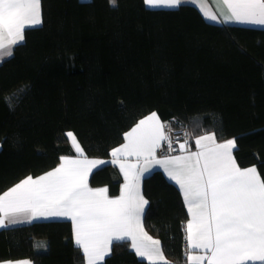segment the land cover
I'll use <instances>...</instances> for the list:
<instances>
[{
	"label": "trees",
	"instance_id": "16d2710c",
	"mask_svg": "<svg viewBox=\"0 0 264 264\" xmlns=\"http://www.w3.org/2000/svg\"><path fill=\"white\" fill-rule=\"evenodd\" d=\"M42 21L0 63V194L76 155L66 132L86 156L109 158L153 112L193 138H235L239 165L264 180V28L210 21L194 4L153 9L144 0H42ZM124 181L111 163L90 176L111 197ZM143 192L146 230L169 264H188L180 188L155 170ZM130 243L112 246L101 264H149ZM19 259L86 264L70 220L1 228L0 261Z\"/></svg>",
	"mask_w": 264,
	"mask_h": 264
},
{
	"label": "snow or ice",
	"instance_id": "6c2138e0",
	"mask_svg": "<svg viewBox=\"0 0 264 264\" xmlns=\"http://www.w3.org/2000/svg\"><path fill=\"white\" fill-rule=\"evenodd\" d=\"M144 2L176 7L182 0ZM110 3L115 6V0ZM41 4L42 0H0V61L12 57L13 46L25 41L27 30L42 24ZM224 4L230 10L225 20L264 26V0H224ZM210 19L216 20V16ZM163 128L155 112L140 120L124 133L127 142L112 149L115 159L111 163H120L121 156L151 158L179 185L192 215L187 223L190 249L204 250V255L189 252L188 264L205 260L208 264H264V180L255 167L242 170L237 166L232 156L235 139L217 144L214 134L203 135L195 141L199 151L156 159L160 142L169 141ZM65 136L82 154L74 133L68 131ZM179 147L183 151L185 144ZM60 160L53 170L36 178L28 176L0 194V227L7 226L6 218L18 215L29 219L67 217L74 226L75 245L82 249L87 264L103 261L112 246L128 240L135 254L149 264H169L160 241L147 236L140 222L147 201L140 192L139 175L146 168L137 172L135 165L120 163L126 183L121 194L110 199L106 187L92 189L87 184L91 168L108 162L66 156Z\"/></svg>",
	"mask_w": 264,
	"mask_h": 264
},
{
	"label": "crops",
	"instance_id": "0c3cea01",
	"mask_svg": "<svg viewBox=\"0 0 264 264\" xmlns=\"http://www.w3.org/2000/svg\"><path fill=\"white\" fill-rule=\"evenodd\" d=\"M183 4H194L196 6H198L201 11L204 13V15L206 16V18L210 21H213V22H217V23H220V24H223V25H238V26H248V27H258V28H264V26H260V25H250V24H244V23H241V22H237V21H228V20H225V16L227 15H230V10L226 7V5L224 4V0H182V3L180 5H183ZM179 5V6H180ZM149 8H153V9H159V8H176V7H179V6H176V7H167V6H163V5H160V6H150V5H147ZM41 13H42V4H41ZM207 15H206V14ZM212 15H215L216 16V20H212L210 19V17ZM13 49H14V46H13ZM8 57H6L5 59H7ZM4 59V60H5ZM3 60V61H4ZM3 61H0V63H2ZM157 114V113H156ZM150 115V114H149ZM148 115V116H149ZM146 116V117H148ZM157 117L159 118V121L164 125V121L159 117V115L157 114ZM145 118V117H144ZM142 118V119H144ZM141 119V120H142ZM139 123V122H138ZM136 126V125H135ZM134 126V127H135ZM163 131L164 133L166 134V129H165V126L163 128ZM129 132V131H128ZM214 134L215 135V143L219 144V143H223L227 140H230V139H235V138H228V139H225V140H219L216 133L211 131V132H205L203 134H200L199 136L193 138V147L192 149L190 150H186L184 149L183 151H181L180 153L178 154H167V155H159L158 154V150L159 148L162 146L163 142L164 141H161L160 142V147L156 148L155 150V158L156 159H164L166 157H169V156H180V155H188L189 153L191 152H197L199 151V148L197 147L195 141L196 139H198L200 136H203V135H212ZM167 135V134H166ZM77 143L80 145V147L82 148L81 144L79 143L78 140H76ZM72 142V141H71ZM127 141L124 140V143H126ZM73 144V143H72ZM121 144V145H122ZM74 146V145H73ZM119 147V146H118ZM237 147V141L235 139V147L233 148L232 150V156L233 158L235 159L236 161V164L239 168H241L242 170L243 169H246V168H250V167H255V166H250V167H246V168H242L237 159H236V156H235V149ZM117 148V147H116ZM74 149H75V146H74ZM83 149V148H82ZM76 151V150H75ZM77 153V152H76ZM66 157H70V158H73V159H81V160H84V159H88V160H92V159H97V160H103V161H106L108 163H105L103 165H98L96 167H92L91 168V171H89L88 175H87V184H88V187L89 188H92L90 186V176L92 174V172L94 170H96L97 168L99 167H102L106 164H109L111 163V161H113L115 158L111 155L109 158H96V157H88L85 155L84 153V150H83V153L82 154H79L77 153L76 155H69V156H66ZM61 163V162H60ZM59 163V164H60ZM120 163H124L126 165H135L136 168L134 169V171H137L141 168H146L147 171L143 172L142 174L139 175V188H140V192L141 194L143 195V198L145 201H147V204L144 205V210L143 212L141 213V217H140V222H141V226H142V229H143V232L147 234V236L151 237L153 240H158L160 241L158 238H155L153 237L152 235H150L148 233V231L146 230L145 226H144V215H145V211L147 209V206H148V200L147 198L145 197L144 195V192H143V182H144V178L146 176H148L150 173H152L153 171L155 170H161L164 172V174L166 175V177L172 181L174 184H176L178 187L179 185L174 181L172 180L168 175L167 173L164 171V166L162 165H157V164H154L151 162V158H148V160L146 161L145 157L144 156H140V157H136V156H121L120 157ZM120 163H111L115 166H117L119 168V170L121 171V168H120ZM57 167V166H56ZM55 167V168H56ZM256 168V167H255ZM54 169V168H53ZM51 169V170H53ZM50 170V171H51ZM258 174L260 175L261 179L263 180L259 170L256 168ZM49 172V171H48ZM123 176H124V172L121 171ZM46 173V172H45ZM44 174V173H43ZM41 174V175H43ZM40 176V175H38ZM38 176H32L33 178H36ZM125 180V178H124ZM126 183V181H124L123 185ZM123 185H122V188H123ZM98 188H105V187H98ZM98 188H92V189H98ZM122 188H121V191H122ZM180 188V187H179ZM108 190V189H107ZM181 190V189H180ZM182 192V190H181ZM121 194V193H120ZM107 195L108 197L111 199V198H116V197H111L107 191ZM182 195H183V192H182ZM185 202V201H184ZM186 207H187V210H188V205L185 203ZM189 213V220L192 219V215L191 213L188 211ZM12 219L15 220V223H12L10 222ZM41 220H70L69 218L67 217H36L35 219H29L27 216H24V215H18L16 217H12V218H6L5 219V224L7 225L6 227H0L1 228H7V227H14V226H19V225H24V224H29V223H32L34 221H41ZM71 221V220H70ZM74 228V226H73ZM130 241V240H129ZM74 242H75V232H74ZM160 247H161V250L163 252V255H164V258L166 261H168L170 263V261L167 259L164 251H163V248H162V244H161V241H160ZM134 251V250H133ZM187 251L188 253L191 252L192 255H204V250L202 249H190V246H189V242H187ZM107 257V256H106ZM105 257V259H106ZM140 258V257H139ZM86 259V258H85ZM105 259L103 261H98L97 264H101L105 261ZM143 260H146L148 263L149 261L147 259H144V258H141ZM17 261H29L30 264H33V262L29 259H19V260H3V261H0V264H5V262H17ZM87 264V262H86ZM157 264H163V262H157ZM202 264H208L207 260L203 261Z\"/></svg>",
	"mask_w": 264,
	"mask_h": 264
},
{
	"label": "built area",
	"instance_id": "2783aa9c",
	"mask_svg": "<svg viewBox=\"0 0 264 264\" xmlns=\"http://www.w3.org/2000/svg\"><path fill=\"white\" fill-rule=\"evenodd\" d=\"M164 126L166 129V134L169 138V141L172 145L171 148H168V142L164 141L162 146L158 150L159 155L167 154H178L182 150L180 149V144H185V149L190 150L193 147L192 144V134L187 128L175 129L171 121H165ZM187 141V143H185Z\"/></svg>",
	"mask_w": 264,
	"mask_h": 264
},
{
	"label": "rangeland",
	"instance_id": "374dc122",
	"mask_svg": "<svg viewBox=\"0 0 264 264\" xmlns=\"http://www.w3.org/2000/svg\"><path fill=\"white\" fill-rule=\"evenodd\" d=\"M75 135V134H74ZM75 137H76V135H75ZM76 140H77V138H76Z\"/></svg>",
	"mask_w": 264,
	"mask_h": 264
}]
</instances>
